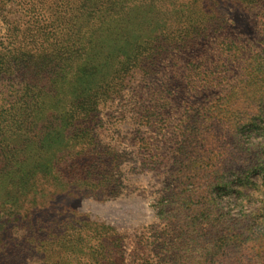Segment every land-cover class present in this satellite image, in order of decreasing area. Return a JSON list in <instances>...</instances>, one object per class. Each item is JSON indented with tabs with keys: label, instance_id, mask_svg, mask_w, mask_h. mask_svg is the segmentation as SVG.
I'll use <instances>...</instances> for the list:
<instances>
[{
	"label": "rangeland",
	"instance_id": "rangeland-1",
	"mask_svg": "<svg viewBox=\"0 0 264 264\" xmlns=\"http://www.w3.org/2000/svg\"><path fill=\"white\" fill-rule=\"evenodd\" d=\"M156 4L96 21L39 110L13 100L0 264H264V0H202L211 28L185 44L198 18ZM39 10L0 0V52ZM163 28L179 43H152Z\"/></svg>",
	"mask_w": 264,
	"mask_h": 264
},
{
	"label": "trees",
	"instance_id": "trees-1",
	"mask_svg": "<svg viewBox=\"0 0 264 264\" xmlns=\"http://www.w3.org/2000/svg\"><path fill=\"white\" fill-rule=\"evenodd\" d=\"M128 1L39 0V21L33 20L28 25L26 32L18 31L12 33V35L10 34L14 41L0 52V75H2L3 80H7L5 79L7 77V81L10 80L17 84L7 86V90L14 89V92L10 94L3 95L2 91H0V170L12 166L17 157L11 153L17 152L20 148V144L9 140V137L14 135L5 137L3 130L6 128L5 122H7L10 112L14 110L11 109L13 100H18L21 103L20 108L30 111L35 108L39 110V107L42 106L39 97L43 99L44 96L52 92V86L58 76L57 61L61 58L63 52L68 50L69 53H65L67 56H72L74 52L79 53L78 56H82V40L85 33L97 30L105 21L98 23L96 21L102 20L107 14H119L121 18L122 14L127 10L125 4ZM178 1L157 0L156 5L160 8V13H164L168 17L175 15L178 21L183 19L182 17L179 19V16L185 15L186 12L192 13L198 18L195 21L189 20L188 25L186 24L180 30L184 37L182 43H191L192 35L194 34L206 37L207 31L211 27L208 23H205V13L212 12V15H215L216 10L214 7L205 12L200 6L196 7L202 0H192L190 5L187 3L182 6L179 5V7ZM175 4L177 9L174 8ZM194 4L195 7H193ZM170 6L173 7L171 8ZM83 14L86 15V22L80 25L79 20ZM29 22L27 21V23ZM164 29H162L163 32H161L160 37L157 35V42L152 43L162 47H166L168 44H178L181 37L180 35L176 36V34L179 31L173 30L168 35L164 32ZM73 34L75 36L71 38ZM65 37L70 40H65ZM49 74L54 75V77L49 79V83H46L43 77ZM0 87L3 88L2 85ZM104 89L103 85H99L96 93L102 95L104 94ZM91 96H93L92 93L89 94V97ZM87 97L88 95L85 96V98ZM5 150H8V154H10H6Z\"/></svg>",
	"mask_w": 264,
	"mask_h": 264
}]
</instances>
